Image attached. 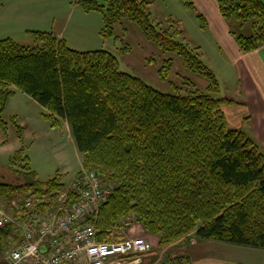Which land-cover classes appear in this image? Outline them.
Returning a JSON list of instances; mask_svg holds the SVG:
<instances>
[{"label":"trees","instance_id":"16d2710c","mask_svg":"<svg viewBox=\"0 0 264 264\" xmlns=\"http://www.w3.org/2000/svg\"><path fill=\"white\" fill-rule=\"evenodd\" d=\"M184 1L198 13L192 0ZM216 1L227 20H253V34L236 37L241 50L264 44L263 0ZM152 3L78 0L85 12L102 14L104 38L112 37L115 26L128 19L161 49L204 72L215 90L216 75L203 63L200 47L185 42L184 30L172 18L156 22ZM197 16L206 27L204 15ZM31 33L38 41L34 47L0 39V129L7 128L3 114L16 89L40 104L52 126L68 122L83 167L115 186L96 219L99 241L122 240L115 227L134 214L145 232L159 237L163 248L192 233L198 240L264 248V151L244 130L228 127L223 105L234 100L198 88L163 92L121 70L109 49L76 48L53 31ZM120 50L127 53L130 47ZM172 64L168 58L163 77ZM14 122L22 138L21 125ZM24 151L17 150L11 158L14 172ZM30 176L19 177L21 182L0 178V200L16 222L21 213L12 206L14 201L35 197L49 206L66 186L56 177L41 181L32 172ZM14 228L9 224L0 229L4 243ZM188 261L177 256L160 264Z\"/></svg>","mask_w":264,"mask_h":264},{"label":"rangeland","instance_id":"374dc122","mask_svg":"<svg viewBox=\"0 0 264 264\" xmlns=\"http://www.w3.org/2000/svg\"><path fill=\"white\" fill-rule=\"evenodd\" d=\"M152 1L150 8L156 22H166L167 19L172 18L178 27L184 30L185 42L190 46L200 47L203 63L216 75L218 86H215V90L211 86L210 78L204 72L186 66L180 55L161 49L147 38L137 25L136 28L140 29L142 35L131 27L118 29L106 43L104 41V44L98 47L102 46L111 50L117 56L121 70L143 78L163 92L185 93L198 88L216 97L234 99L233 103L223 105V108L233 107L228 110L227 125L237 129L242 126L249 130V124L245 121L242 124L239 117L246 110L253 113L256 98L253 92L257 87V80L260 81L264 77V54H258L264 44L256 50L245 52L241 50L236 37L241 34H253V20L241 21L236 18L227 20L221 16L225 22H222L223 29L225 24L228 30L227 42L217 33L216 30L220 29L219 22L211 13L212 29L202 26L197 16L202 12L197 6L198 13L188 8L184 0ZM192 1L196 5L195 1ZM67 5L68 2L64 4V6ZM55 15L58 16L57 27L60 23L59 18L64 14ZM54 30L58 34L59 29ZM183 37H181L182 40ZM216 38H220L221 41L218 39L219 43H217ZM20 43L31 47L38 45L33 35L23 38ZM125 45L130 47V51L121 53L120 49ZM234 45L242 51L244 57L236 59L232 49ZM220 47L234 59H228L227 54H224ZM168 58L173 59V64L167 72H164L163 77L162 70H166ZM43 113L44 109L40 104L30 100L16 89L3 114L7 128L0 129V178L9 182H21L20 178L23 180L26 177L32 178L30 176L32 172L38 180L47 181L56 177L67 185L75 177V173L78 170L81 171L82 152L77 147L68 122L65 120L62 125L54 127ZM14 119L22 127V138L18 135ZM250 119L252 118L247 120ZM21 148L25 151L17 159L18 171L15 173L14 169L10 168V161L16 151ZM0 205L9 211L2 200ZM131 216L122 218L115 230L117 229L118 234L125 237L145 236L147 232H144L143 226L134 220V214ZM126 222H129L130 226H125ZM145 237L152 244V250L138 263L130 264H160L169 257L177 256L187 257L189 261L186 264H264V248L217 240H198L194 233L163 248L159 245L158 236L150 234Z\"/></svg>","mask_w":264,"mask_h":264},{"label":"built area","instance_id":"2783aa9c","mask_svg":"<svg viewBox=\"0 0 264 264\" xmlns=\"http://www.w3.org/2000/svg\"><path fill=\"white\" fill-rule=\"evenodd\" d=\"M114 188L95 170L82 167L52 205L35 197L14 201L12 206L21 213L18 222L0 205V229L15 224L9 239H0V264L138 263L152 250L146 237L98 240L96 219Z\"/></svg>","mask_w":264,"mask_h":264},{"label":"crops","instance_id":"0c3cea01","mask_svg":"<svg viewBox=\"0 0 264 264\" xmlns=\"http://www.w3.org/2000/svg\"><path fill=\"white\" fill-rule=\"evenodd\" d=\"M194 1L198 9L206 18L207 27L212 29L210 22L211 13V15H213L219 22L220 29L216 30L217 33L220 37L227 41V39H229V37H227L228 30L225 24V28L223 29L222 22L224 21L221 19L222 14L220 13L217 1ZM66 2H68V5L64 6ZM58 13H63L64 15L59 18L60 23L56 27L58 16L55 14ZM103 26L104 19L102 14L96 12H85L78 4V0H0V39L12 38L20 42L23 38L32 36L31 31H53L56 34L54 29L58 28L59 32L56 35L60 39L66 40L73 47L84 50H92L102 48V46H98L103 45L109 39L104 38L102 35ZM127 27H131L134 31L141 34L140 29L136 28V24L128 19H124L122 22L118 23L115 26V31L118 29H126ZM216 39L217 43H219L220 38ZM117 45L118 42L116 41V48L118 47ZM220 48L224 54H227L226 56L228 59H234L230 54L226 53L222 47ZM232 49L237 57L236 59L244 57L242 51L237 46L234 45ZM259 51L260 52L258 54H264V46L261 47ZM18 92L22 91L18 89ZM22 93L25 94L24 92ZM253 93L256 97L254 101L255 107L253 113L246 110L239 117L242 120V124L244 121L246 124H249V130L242 128V126H240V129L244 130L248 135L255 139L264 151V77L260 81L257 80V87ZM25 96H27L30 100H34L27 94H25ZM230 108L233 107L223 108L227 121L228 110ZM248 118L252 119L247 120ZM236 127L239 128V126ZM81 166H83V162ZM78 171L75 173V176ZM146 235L149 236L150 234L145 233V236Z\"/></svg>","mask_w":264,"mask_h":264}]
</instances>
